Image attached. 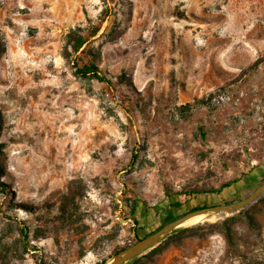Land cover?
Instances as JSON below:
<instances>
[{
    "label": "rangeland",
    "instance_id": "obj_1",
    "mask_svg": "<svg viewBox=\"0 0 264 264\" xmlns=\"http://www.w3.org/2000/svg\"><path fill=\"white\" fill-rule=\"evenodd\" d=\"M263 181L264 0H0V264H105ZM249 209L126 264H264Z\"/></svg>",
    "mask_w": 264,
    "mask_h": 264
},
{
    "label": "water",
    "instance_id": "obj_2",
    "mask_svg": "<svg viewBox=\"0 0 264 264\" xmlns=\"http://www.w3.org/2000/svg\"><path fill=\"white\" fill-rule=\"evenodd\" d=\"M263 196L264 181L246 197L238 201L208 206L186 212L180 217L164 224L156 231L146 235L143 238L137 239L133 244L117 252L105 264H126L131 262L134 259L139 258L153 250L156 246L161 244L170 235H172L177 229L190 226L188 225L189 221L197 217H202L203 220H208L212 217L227 218L237 215L241 211L247 210L249 207L254 205Z\"/></svg>",
    "mask_w": 264,
    "mask_h": 264
},
{
    "label": "trees",
    "instance_id": "obj_3",
    "mask_svg": "<svg viewBox=\"0 0 264 264\" xmlns=\"http://www.w3.org/2000/svg\"><path fill=\"white\" fill-rule=\"evenodd\" d=\"M87 40L84 37H79L75 43L73 45H71V48L73 50L74 53H78L81 48L86 44ZM72 67L74 70V75L83 79H96L102 82H106V83H111L110 79L107 78L105 75L102 74V72L99 70V67L95 64V63H89V64H84L83 66H80L78 64V62L73 61L72 62ZM240 179H234L231 180L227 183H224L223 185H221V187L218 190H213L212 193H220L222 192L225 188H228L230 186H232L233 184H236L237 182H239ZM0 187H2L4 189L3 193L5 194L6 197H8L10 195V191L7 188V186L0 182ZM189 194V193H188ZM264 200V197L260 198L254 205H257L258 203L262 202ZM228 203V202H225ZM174 207H179L180 204L178 203H173ZM208 207V205H200V206H196L194 208H192L190 211L195 210V209H200V208H205ZM252 210V208H251ZM250 209L249 210H243L241 211L238 215H234L231 216L227 219H225L222 223L220 224H216L214 226L216 227H221L222 231L226 237L227 242L231 245L234 246V240H233V235H232V228L230 226V223L233 221L238 220L239 218L242 219V221H244L247 225V227L252 230V231H258L260 230V225L259 222L257 221V219L255 218V216L253 215L252 211ZM189 212V211H188ZM180 216H176V217H172L168 218L167 220H165V222L161 225V227L178 218ZM212 227V226H211ZM194 227H183L180 229H177L172 235H170L165 241H163L161 244H159L158 246H156L153 250H151V253H157L161 250V248L164 246V244H166L167 242L170 241H181L182 237L181 234L186 233V232H192L194 231ZM23 235L26 237L27 234L26 232H23ZM139 239V236L136 235V240ZM135 242V240L130 241L129 243L125 244L124 246L118 247L114 250V254H116L117 252L121 251L122 249L126 248L127 246L133 244ZM146 255H143L139 258L134 259L133 261H131V263H135L138 262L142 257H144Z\"/></svg>",
    "mask_w": 264,
    "mask_h": 264
},
{
    "label": "bare ground",
    "instance_id": "obj_4",
    "mask_svg": "<svg viewBox=\"0 0 264 264\" xmlns=\"http://www.w3.org/2000/svg\"><path fill=\"white\" fill-rule=\"evenodd\" d=\"M203 221V218L202 217H197L191 221L188 222V225H194V224H197V223H200Z\"/></svg>",
    "mask_w": 264,
    "mask_h": 264
}]
</instances>
